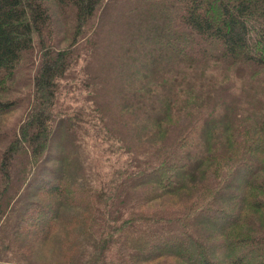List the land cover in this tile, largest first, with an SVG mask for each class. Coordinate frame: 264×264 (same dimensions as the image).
Masks as SVG:
<instances>
[{
	"label": "trees",
	"instance_id": "1",
	"mask_svg": "<svg viewBox=\"0 0 264 264\" xmlns=\"http://www.w3.org/2000/svg\"><path fill=\"white\" fill-rule=\"evenodd\" d=\"M52 1L75 28L63 48L45 0H0V116L38 56L0 129V264H264V0ZM63 78L87 104L59 101ZM33 170L34 211L9 221Z\"/></svg>",
	"mask_w": 264,
	"mask_h": 264
},
{
	"label": "rangeland",
	"instance_id": "2",
	"mask_svg": "<svg viewBox=\"0 0 264 264\" xmlns=\"http://www.w3.org/2000/svg\"><path fill=\"white\" fill-rule=\"evenodd\" d=\"M45 5L48 8L53 21H54V25H55V30H54V34H55V39L58 41L59 39V43L58 45L63 47H66L67 45H69V43L71 42L72 38L75 35V28L73 26V23L69 20V18L65 17V15L63 14V12L61 10H59L58 8H56L54 2L52 0H45ZM118 13V12H117ZM116 20V16L115 18H112L110 21H115ZM109 37V36H108ZM109 40L113 41L112 37H109ZM86 52L84 51L83 53H81L78 56V60H77V64L76 66H74L72 69H70L69 73H67L65 76L67 77L68 75V80L72 82L71 79H69L70 77H75L78 78L80 77V72L81 68H83L84 66L87 68L89 66H91V64H93L92 60L95 61L96 63V58L90 59V58H86L85 57ZM113 58V54L111 55ZM32 62H30V65H24L22 67L19 68V73L16 74L15 78L13 79L12 82H10L8 84L9 87V94L7 95V98H12V99H16L18 100V106L15 110H13L11 113L7 114V115H2L0 116V129L4 130V131H9L11 129H13V127L16 125V123H18L19 119L21 118V116L24 114V111L26 110L27 107V102L30 99L31 96V91L33 90V85H32V78L34 75V71H35V67L36 64L38 63L37 58H34V56L32 57ZM99 58V57H97ZM35 59V60H34ZM110 61V58H108ZM111 60H113L111 58ZM26 64V61H25ZM83 66V67H82ZM94 66V65H93ZM215 70V69H214ZM88 73V71H87ZM212 74H214V79L217 82V85L223 84L224 82L225 85L229 84V82H233L235 81V86L236 87H241V81L238 80V78H245L244 76H242V73L240 74H231L228 75L227 77H225L224 80H222V73L219 71H215ZM238 77V78H237ZM66 78H63L60 82V85L62 88H60V102H63L64 106H68V107H81L84 106V104H87V101L85 100L87 98V93L84 91L83 89V85L86 82L83 81L84 83H82L81 87H79V85H77L76 87L73 86L72 89H67V87L70 86L71 82H69ZM248 79L249 77L246 78V80H244L243 82L248 84ZM89 103V102H88ZM56 140L59 141V137L60 133L56 134ZM4 145H0V153L3 150ZM61 150V148L59 149L57 142H54V145L52 147V152L53 153H58ZM64 150H66V147L62 150L63 152H65ZM86 155V154H84ZM82 156L81 154H79L80 160L78 162L82 161ZM90 161V159H89ZM49 165L51 166V164H53V162H48ZM74 163V162H73ZM73 163H69V165H59V168H65L68 169L70 168L72 171L76 170L75 164L73 165ZM91 164L94 166L96 163L91 161ZM57 167V168H58ZM50 168V167H49ZM81 172V168L79 167V171ZM37 175L39 176V178L41 177V175H44V179H46V181L48 180L47 175V171L41 173H37ZM42 178V179H43ZM29 183L31 184V187L27 188L24 187L25 191H26V201H22V199L19 200V202L16 203L15 209L16 211L14 212V214H10L7 218H9V221L12 220L16 214H18V212H23V210H26L27 212L32 213L31 211H34V200L39 199L38 196L34 197V170L32 171V173L29 176ZM33 194V195H32ZM30 195V197H29ZM27 197H29V199L27 200ZM27 202V203H26ZM30 203V204H29ZM34 214V212H33ZM29 226V225H28ZM32 232L34 233V222L31 224L30 226ZM29 240V239H28ZM21 243V242H20ZM53 245H51L50 243L48 244H44L43 246H39L37 247V254L35 255L37 257V259H39V261L41 262H49L52 260H55L58 257L57 251L52 247ZM31 257L34 258V243H31ZM39 249V250H38ZM36 251V250H35ZM29 253L28 256L30 257ZM30 257V258H31ZM169 263H173L175 264L176 262L173 260L172 262ZM149 264H158L157 262H151Z\"/></svg>",
	"mask_w": 264,
	"mask_h": 264
}]
</instances>
